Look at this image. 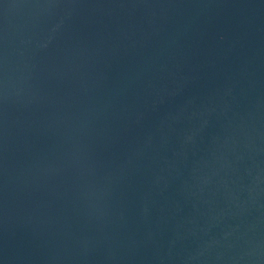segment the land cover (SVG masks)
<instances>
[{"label":"water","instance_id":"1","mask_svg":"<svg viewBox=\"0 0 264 264\" xmlns=\"http://www.w3.org/2000/svg\"><path fill=\"white\" fill-rule=\"evenodd\" d=\"M0 264H264V0H0Z\"/></svg>","mask_w":264,"mask_h":264}]
</instances>
